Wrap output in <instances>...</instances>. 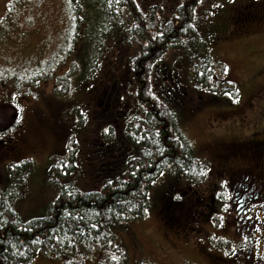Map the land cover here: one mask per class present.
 <instances>
[{"label":"trees","instance_id":"obj_1","mask_svg":"<svg viewBox=\"0 0 264 264\" xmlns=\"http://www.w3.org/2000/svg\"><path fill=\"white\" fill-rule=\"evenodd\" d=\"M201 3L68 0L73 23L70 43L75 44L79 32H91L87 27L81 30L85 20L102 19L106 24L91 32L93 45H83L77 56L72 47L67 48L61 58L73 55L60 79L63 84L70 82L72 73L78 76L85 110L75 108L76 136H69L67 155L53 156L47 165L44 184L53 194L41 213L21 216L17 207L21 193L12 185L31 172V160L7 166L9 173L0 181V264H28L39 253L53 254L65 264H79L92 256L97 264H124L126 252L114 231L122 222L144 214L147 190L156 176L169 172L177 179H188L200 174L201 163L180 125L192 92H233L219 76L224 75V67L213 64L200 49L206 43ZM240 5L252 16L261 11L264 0H245ZM83 6L92 13H82ZM233 19L247 20L238 12ZM55 60L60 59L53 57L49 66ZM44 69L15 72L11 83L21 87V77L23 85L35 86L47 77ZM88 120L92 150L88 164L82 163L97 172L92 174V185L82 189L74 185L73 176L82 170L78 136ZM174 189L183 194L180 184H167L158 207L163 221H172L176 206L164 196Z\"/></svg>","mask_w":264,"mask_h":264},{"label":"rangeland","instance_id":"obj_2","mask_svg":"<svg viewBox=\"0 0 264 264\" xmlns=\"http://www.w3.org/2000/svg\"><path fill=\"white\" fill-rule=\"evenodd\" d=\"M244 1L202 0L199 7L207 31L205 34L204 29L202 31L206 43L200 49L213 64L224 67V75L219 76L233 89L232 95L229 91L217 95L206 89L192 92L188 113L180 124L194 156L202 162L206 158L207 164L211 154L221 151L210 148L216 142H229L234 138L264 139V8L259 12H263L261 15L241 12L247 20L232 22L231 15ZM82 13L92 12L83 6ZM95 23L85 20L81 30L87 27L86 30L94 33L106 28L102 19ZM72 26L68 0H0V181L9 173L7 166L31 160V172L26 173L21 182H12L21 193L17 207L24 218L41 213L52 196V189L44 184L48 162L67 155L69 136L76 132L75 108L85 110L78 76L72 73L70 82L63 84L60 79L68 71L73 55L77 56L83 45L86 48L87 44H94L91 32H79L75 44L70 43ZM71 47L73 55L62 61L66 49ZM53 57L60 60L49 66ZM38 68H45L44 73L48 71V75L35 86L23 85L21 77L18 80L21 87L11 83L13 73H34ZM86 127L78 136L77 160L82 170L75 175L77 177L72 175L74 185L82 189L92 185V174L97 172L84 166L90 161L88 153L92 150L93 133L90 124ZM3 148L8 150L6 154ZM216 178L210 167L204 179H193L202 181L200 188L210 200L215 197L219 201L217 216L228 218L229 210L227 213L223 207L226 189L214 183ZM169 182L186 184V180L177 179L169 172L159 173L147 190L144 214L122 222L114 231L116 241L126 252L124 264H211L197 243L210 248V242L219 238L232 242L231 228L235 226L224 225V221L217 220L212 225L203 223L200 232L185 238V232L178 231L180 228L164 224L158 207ZM179 214L176 223L186 224V215ZM205 231L211 234L209 240ZM28 264L65 263L53 254L39 253ZM79 264L97 262L92 256Z\"/></svg>","mask_w":264,"mask_h":264},{"label":"flooded vegetation","instance_id":"obj_3","mask_svg":"<svg viewBox=\"0 0 264 264\" xmlns=\"http://www.w3.org/2000/svg\"><path fill=\"white\" fill-rule=\"evenodd\" d=\"M212 147L221 151L209 156L212 162L208 158L206 167L213 168L217 175L214 183L226 189L223 207L227 213L229 210L228 218L217 216L219 201L215 197L210 200L201 190L202 181L189 178L184 179L185 185H181L183 194L176 189L165 193L164 197L176 207L172 208V221H162L166 225L177 226L180 232L184 231V238L200 232L203 223L212 225L219 220L221 223L224 221V225H234L231 228L232 242L219 238L210 242V248L199 243L197 247L204 251L211 264H264V139L234 138L229 142H216ZM3 151L6 154L8 150L3 148ZM180 212L186 215L184 219L187 221L181 226L176 223ZM205 235L207 240L211 238L206 231Z\"/></svg>","mask_w":264,"mask_h":264},{"label":"snow or ice","instance_id":"obj_4","mask_svg":"<svg viewBox=\"0 0 264 264\" xmlns=\"http://www.w3.org/2000/svg\"><path fill=\"white\" fill-rule=\"evenodd\" d=\"M105 131H107V129H105Z\"/></svg>","mask_w":264,"mask_h":264}]
</instances>
